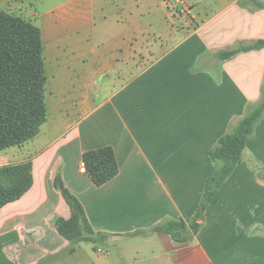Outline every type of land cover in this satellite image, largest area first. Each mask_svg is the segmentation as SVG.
Segmentation results:
<instances>
[{
	"label": "crops",
	"instance_id": "obj_1",
	"mask_svg": "<svg viewBox=\"0 0 264 264\" xmlns=\"http://www.w3.org/2000/svg\"><path fill=\"white\" fill-rule=\"evenodd\" d=\"M189 4L186 15L167 0H0L40 29L46 78L38 135L0 152V169L30 162L32 174L0 209V264H264V113L197 234L153 230L194 216L220 167L209 150L264 96V48L217 58L264 41V0ZM105 147L118 173L96 186L80 164ZM61 188L97 241L57 233L71 216Z\"/></svg>",
	"mask_w": 264,
	"mask_h": 264
},
{
	"label": "trees",
	"instance_id": "obj_2",
	"mask_svg": "<svg viewBox=\"0 0 264 264\" xmlns=\"http://www.w3.org/2000/svg\"><path fill=\"white\" fill-rule=\"evenodd\" d=\"M263 48L264 41H257L235 50L220 51L217 58L224 61L238 53ZM45 82L40 29L30 20L0 10V152L20 147L38 135L46 120ZM263 113L264 96L209 150V160L219 163L220 167L205 181L194 216L188 221L179 219L156 226L154 231L168 234L177 242L188 241L197 234L207 206L240 163L242 152ZM83 162L96 186L106 184L118 173L114 153L108 147L84 154ZM54 185L62 186L59 177ZM31 186L30 162L2 167L0 209L19 200ZM60 191L71 216L67 220L59 218L55 221L57 233L73 245L97 241L98 236L94 234L80 202L65 188Z\"/></svg>",
	"mask_w": 264,
	"mask_h": 264
},
{
	"label": "built area",
	"instance_id": "obj_3",
	"mask_svg": "<svg viewBox=\"0 0 264 264\" xmlns=\"http://www.w3.org/2000/svg\"><path fill=\"white\" fill-rule=\"evenodd\" d=\"M167 1L169 6L172 7V9H180L179 11H181V13L186 15L190 14L191 6L189 4V1L187 0H167ZM79 171L83 174L86 173V165L83 162L80 164Z\"/></svg>",
	"mask_w": 264,
	"mask_h": 264
},
{
	"label": "rangeland",
	"instance_id": "obj_4",
	"mask_svg": "<svg viewBox=\"0 0 264 264\" xmlns=\"http://www.w3.org/2000/svg\"><path fill=\"white\" fill-rule=\"evenodd\" d=\"M187 1H190V0H187ZM13 15H16V16H18V15H17V14H15V13H14ZM59 187H61V186H59Z\"/></svg>",
	"mask_w": 264,
	"mask_h": 264
}]
</instances>
